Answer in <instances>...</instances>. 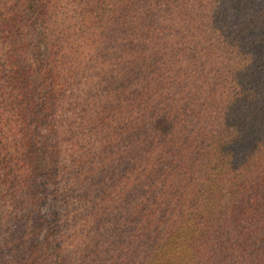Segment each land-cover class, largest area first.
<instances>
[{
	"label": "trees",
	"instance_id": "16d2710c",
	"mask_svg": "<svg viewBox=\"0 0 264 264\" xmlns=\"http://www.w3.org/2000/svg\"><path fill=\"white\" fill-rule=\"evenodd\" d=\"M23 210L0 264H68L67 216L91 261L264 264V0H0V235Z\"/></svg>",
	"mask_w": 264,
	"mask_h": 264
},
{
	"label": "rangeland",
	"instance_id": "374dc122",
	"mask_svg": "<svg viewBox=\"0 0 264 264\" xmlns=\"http://www.w3.org/2000/svg\"><path fill=\"white\" fill-rule=\"evenodd\" d=\"M32 212L29 210L27 212L23 210L21 211L20 214H18L19 216L22 215V217L25 220L28 217V222L22 223L21 221L19 222L17 221L15 224H12L7 230L4 231V233L6 234L0 235V245H2V243L5 242V240L10 241L12 237L15 235V233H19V232H20V235L23 233L30 234L31 241L35 239V236L33 233L34 231L33 217L36 211L32 210ZM75 220L76 218L72 216H67L65 218V221L67 222L68 226L72 225V221H74V224L71 226V228H67L64 233V242L67 240V243H68V248L66 249V252L69 258L68 264H109L110 257L108 254H103L102 256H99L98 259H94L92 261L89 258H87L86 252H85L86 249L84 248V243H85L84 240H81L79 243L71 242L70 237L73 235L72 229L74 227H79L80 225V228H86V229L88 228V224H86L85 221L81 220V217L76 222ZM5 236H6V239H4ZM75 245H78L76 246L77 248L75 247ZM130 260H131V257L127 258L125 264H130V263L135 262V260H133L132 262H130Z\"/></svg>",
	"mask_w": 264,
	"mask_h": 264
}]
</instances>
